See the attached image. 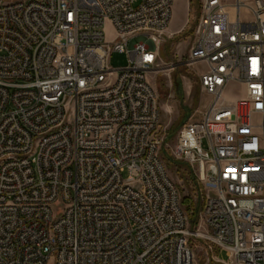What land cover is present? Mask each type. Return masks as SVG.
Here are the masks:
<instances>
[{
    "label": "built area",
    "instance_id": "2783aa9c",
    "mask_svg": "<svg viewBox=\"0 0 264 264\" xmlns=\"http://www.w3.org/2000/svg\"><path fill=\"white\" fill-rule=\"evenodd\" d=\"M174 1L1 0L0 264H195L193 237L218 264H264V0H206L189 54L212 102L173 156L196 170L206 233L161 158L149 81Z\"/></svg>",
    "mask_w": 264,
    "mask_h": 264
},
{
    "label": "rangeland",
    "instance_id": "374dc122",
    "mask_svg": "<svg viewBox=\"0 0 264 264\" xmlns=\"http://www.w3.org/2000/svg\"><path fill=\"white\" fill-rule=\"evenodd\" d=\"M206 0H175L173 19L168 27L166 37L161 44L158 67L149 75V81L157 93L160 106V135L163 139L161 158L165 162L169 175L180 189L183 207L190 219V206L204 204V193L196 177V170L192 166L178 161L173 156L177 135L180 128L190 121L200 119L201 115L210 107L211 97L201 88L200 76L205 71L203 65L189 66L188 59L194 41L198 35L203 5ZM234 3L236 0H225ZM1 2V0H0ZM242 17L249 19L247 11ZM176 33H172V32ZM114 39V31L109 23L106 24V40ZM110 66L121 69L128 66L126 55L112 53ZM245 89L238 84H230L223 98L226 102L234 103L244 98ZM259 122V118L254 119ZM127 177V173L124 174ZM189 201V202H188ZM192 232L206 233L204 224L199 217L196 226H190ZM195 254V264H218L228 261L227 253L212 246L202 238L190 239Z\"/></svg>",
    "mask_w": 264,
    "mask_h": 264
},
{
    "label": "trees",
    "instance_id": "16d2710c",
    "mask_svg": "<svg viewBox=\"0 0 264 264\" xmlns=\"http://www.w3.org/2000/svg\"><path fill=\"white\" fill-rule=\"evenodd\" d=\"M201 190H202V187L200 186ZM189 202V201H188ZM204 204H205V198H204ZM204 204L203 205H199V206H195L192 210V207L190 206L189 210L187 209V212H191V215H190V219H189V222H190V226H196L199 222V217L202 213V210H203V207H204Z\"/></svg>",
    "mask_w": 264,
    "mask_h": 264
},
{
    "label": "crops",
    "instance_id": "0c3cea01",
    "mask_svg": "<svg viewBox=\"0 0 264 264\" xmlns=\"http://www.w3.org/2000/svg\"><path fill=\"white\" fill-rule=\"evenodd\" d=\"M223 2H224L226 5H229V6L233 4V3H232V4H230V3H226L225 0H223ZM171 32H172V31H171ZM172 33H176V31H175V32H172Z\"/></svg>",
    "mask_w": 264,
    "mask_h": 264
}]
</instances>
